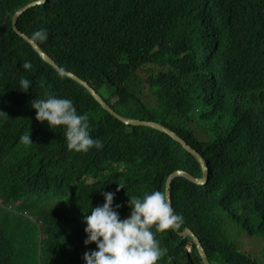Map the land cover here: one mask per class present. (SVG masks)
<instances>
[{
  "label": "trees",
  "instance_id": "16d2710c",
  "mask_svg": "<svg viewBox=\"0 0 264 264\" xmlns=\"http://www.w3.org/2000/svg\"><path fill=\"white\" fill-rule=\"evenodd\" d=\"M32 1L0 0V82L13 100L0 117V264H84L96 245L83 242V216L104 191L115 192L124 218L129 196L166 190L177 169L203 173L180 141L124 123L14 31L13 15ZM18 28L31 38L45 29L47 39L35 40L42 50L116 112L168 126L209 162L207 185L174 181L182 220L178 230L153 226L163 250L156 264H203L179 233L186 228L211 264H264V250L253 255L237 241L264 245V0H48L24 12ZM21 76L32 82L27 91L18 88ZM48 93L87 113L102 147L68 150L62 125L38 121L29 102ZM118 182L125 187L116 191ZM46 235L71 260L55 262L40 240Z\"/></svg>",
  "mask_w": 264,
  "mask_h": 264
},
{
  "label": "clouds",
  "instance_id": "9594fccd",
  "mask_svg": "<svg viewBox=\"0 0 264 264\" xmlns=\"http://www.w3.org/2000/svg\"><path fill=\"white\" fill-rule=\"evenodd\" d=\"M47 37L48 33L45 29L35 30L32 35V39L41 42L45 41ZM22 67L25 70L30 69L31 61L23 60ZM31 83L28 78L21 76L18 88L27 91ZM16 92L25 93L19 90ZM34 100L29 102V108L33 107L36 110L38 121H46L50 128L63 126V136L68 150L88 151L91 147H102L101 141L93 139L89 134L87 113L78 114L70 99L48 93L45 98ZM9 101L13 102L0 82V117L7 115L6 108ZM177 134L179 135V133ZM20 141L24 145H30L33 142L30 134L22 135ZM123 187L125 185L118 182L116 191ZM102 195L104 202L96 206L92 205L90 211L85 212L86 214L83 216L84 232L86 233L83 242L85 245L95 242L96 245L95 249H89L83 253L84 264H156L163 255V250L159 247V241L155 239L153 226L156 232L169 228L175 229L182 220L174 212L167 191L152 190L144 192L142 197H131L127 194L130 213L124 218H121L118 211L121 204L113 202L115 192L104 191ZM89 212L90 214H88ZM40 240L45 241L46 251L55 262L71 260L72 254L63 247L61 240L51 238L50 235L41 236ZM191 242L193 244L192 239ZM191 251L192 248L188 249V252Z\"/></svg>",
  "mask_w": 264,
  "mask_h": 264
},
{
  "label": "water",
  "instance_id": "95a60500",
  "mask_svg": "<svg viewBox=\"0 0 264 264\" xmlns=\"http://www.w3.org/2000/svg\"><path fill=\"white\" fill-rule=\"evenodd\" d=\"M47 1L48 0H35L32 2H29L27 5L23 6L21 9H18L15 12V14L13 15V29H14V31L21 38L26 40L45 62L54 66V68H56V70L59 71L60 73L66 74L67 76H70L71 78H73V79L77 80L79 83H81V85L83 87H85L90 92V94L94 97V99L98 103L103 105V107L106 111L110 112L111 114H113L114 116H116L117 118H119L120 120H122L124 123H126L128 125L146 126V127L154 128V129H157V130H160L164 133L169 134L174 139L179 140L183 144V146L185 148H187V150H189V152L191 154H193L195 156V158L197 159V161L199 162L200 168H201L202 173H203L200 178H197V177L191 175L189 173V171H187L185 169H177V170L173 171V173L169 176V178L167 180L166 191L168 193L169 202H170L171 206L173 207L174 212L176 213L175 207H174V202H173V193H172V186H173L174 181L178 177H186L192 183H195L197 185H203V186L206 185L208 182V179H209V174H210L209 162L204 158V156L201 154V152H199L196 148H194L192 145H190V143L188 141L183 139L175 131L171 130L170 128H168L164 124H162L160 122L148 121V120H143V119L126 118V117L122 116L121 114H119L118 112H116V110H114V108L103 97H101L99 95V93L95 90V88H93L90 85V83L88 81L84 80L83 78H81L76 73H74L70 70H67L66 68L61 67L46 52H44L42 50V48L40 47V45L37 41H35L31 37H29L27 34L20 31L18 28L19 17L24 12L29 10L30 8L35 7L37 5H43ZM175 229H178V225L175 227ZM180 235L183 236L184 238L190 237L193 241V244L196 246L197 251L199 252V254L202 258V262L204 264H211L209 262V258H208V254H207L206 250L204 249L200 239L193 232V230L186 228L185 231L180 232Z\"/></svg>",
  "mask_w": 264,
  "mask_h": 264
},
{
  "label": "rangeland",
  "instance_id": "374dc122",
  "mask_svg": "<svg viewBox=\"0 0 264 264\" xmlns=\"http://www.w3.org/2000/svg\"><path fill=\"white\" fill-rule=\"evenodd\" d=\"M242 240H244L245 242V244H243L245 246V249H247V251H249L253 255H255L259 249L264 250V245H262L263 242H261L257 238L253 237L249 239L248 237H244L243 239H237V241H242ZM192 245H193L192 242H190L188 245V249H191Z\"/></svg>",
  "mask_w": 264,
  "mask_h": 264
}]
</instances>
